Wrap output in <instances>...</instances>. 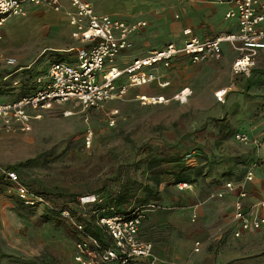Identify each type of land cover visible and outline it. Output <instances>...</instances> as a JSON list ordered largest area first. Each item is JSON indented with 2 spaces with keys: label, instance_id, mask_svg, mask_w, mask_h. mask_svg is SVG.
Returning a JSON list of instances; mask_svg holds the SVG:
<instances>
[{
  "label": "rangeland",
  "instance_id": "obj_1",
  "mask_svg": "<svg viewBox=\"0 0 264 264\" xmlns=\"http://www.w3.org/2000/svg\"><path fill=\"white\" fill-rule=\"evenodd\" d=\"M86 1L95 9L97 6L104 8L111 16L124 19L128 23L132 21L118 15L121 12L136 13L139 11L136 10L137 6L142 8L140 13L143 20L148 13L159 15L165 12L161 8L148 9L146 6L148 4H145L148 0ZM64 3L68 9L71 7L69 0H65ZM26 7L24 16L9 18L4 25L7 29L2 28L4 37L0 41V103H17L35 94L44 87V82L38 83L37 78L46 76L52 62L62 60L68 62L70 53L61 50L81 45L80 40L74 35V29L69 25L64 5V10L60 12L43 6ZM49 44L52 48L42 53V47ZM132 47L127 50L128 55H141L138 49ZM156 49L159 48H153ZM8 59H14L15 63L8 64ZM262 62L264 64V60ZM162 68L159 65L154 69L156 80L166 77V72H163ZM259 75L257 79L259 93L230 94L228 97L232 100L229 105L220 110L209 105L212 103L209 84L201 81L197 70L188 76V84L193 94L188 97L190 99L185 105H179L180 100L166 105L143 104L140 99L138 100L141 93L149 92L147 94L149 98L159 95L169 98L175 90L166 89L167 92L157 94L160 88L158 86L149 91L143 89L144 87H133L121 101L110 100L103 108L94 111L82 110L80 106L70 101L55 104L44 112L41 118H37L36 111L25 107L24 111L30 124V130L27 131L20 129L19 120H16L14 114L10 118V130L0 117V179L6 181V189L9 191L3 170L14 169L18 171L21 181L33 192L44 193L46 199L53 205L55 203L62 207L69 203L73 208L79 205L80 198L99 195L104 182L112 187L117 181H123L126 185L129 178L145 175L141 169L136 171L140 164L145 163V158L151 159L146 169L151 170L147 172L151 173L154 179H158L162 174L161 169H164L162 163L166 164L170 160L175 163H170L167 167L179 166L176 171L185 175L186 181L192 183L198 180L201 168L185 167L183 163L200 157L198 140L195 138L205 131L204 140L209 142L208 130L213 128H218L220 134L230 131L227 138L222 136L219 140L213 139L211 140L213 145L206 146L211 155L203 156L209 166L212 168L214 164L218 165L231 156H238L237 163L241 164L243 161L240 157L246 154L254 155L264 147L261 144H242L237 141L234 137L240 131L236 132L233 127L229 128L227 118L238 123L243 121L247 106L253 105L257 100L261 103L257 110L264 116V73ZM123 77L126 81L127 75ZM215 98L217 99L216 95ZM114 109H117L118 113L111 124L109 112ZM209 113L211 115H208ZM205 116H210L209 123L205 121L207 120ZM180 132H183L180 139L171 143L169 138L177 137ZM212 133L217 136L215 131ZM89 134L90 145H87ZM228 139L235 144H229ZM234 145L236 147H233ZM214 146L221 152L218 157L211 153ZM156 147L171 148L174 154L167 156L168 160L156 158L151 154V150ZM140 148H144L147 153L150 152V155L140 156L138 152ZM187 154H190V157H187ZM115 168L120 169L115 171ZM235 172L236 175L232 179L235 183L241 184L244 180V169L236 167ZM188 186L190 187V184ZM201 190L204 195L206 188L201 187ZM0 194L3 196L0 197V264H75L74 223H79V216L71 214L73 217L68 219L61 217L60 214L50 213L48 208H25L15 200L16 195H11L12 192L1 190ZM101 198L103 199L102 196ZM6 199L13 207H5ZM103 203L102 201L101 205ZM68 209L71 210V207ZM209 217L210 213L205 221H201L198 228L193 227L184 232V236L186 237L187 233L190 241H200L203 262L211 260L213 264H264V235L236 239L232 236L230 222L223 225L221 230L210 234L209 224L215 221H210ZM219 217L215 222L216 226L222 222ZM223 218L228 220L229 215L228 217L224 215Z\"/></svg>",
  "mask_w": 264,
  "mask_h": 264
},
{
  "label": "crops",
  "instance_id": "obj_2",
  "mask_svg": "<svg viewBox=\"0 0 264 264\" xmlns=\"http://www.w3.org/2000/svg\"><path fill=\"white\" fill-rule=\"evenodd\" d=\"M61 1L64 5V9H68L64 3L65 0ZM84 1L87 2L86 0ZM158 1L159 2H156V0H148L145 4H148L146 5L148 9L152 7L157 9L161 8V10L165 12L159 15L148 13L145 15L144 20L140 13L142 8L138 6L137 8L135 6L136 10H139L136 13L127 14L121 12L120 15L117 14L120 17H124L132 21L131 23L145 22V26L140 28L131 36L133 44L132 49H138V52L141 55H128V53H126L127 50L122 52L115 60V65L118 68L124 69L126 66L131 64L134 59L148 55V52L153 50L154 47L161 48V46L163 47V45H167L169 43L182 45L188 37L184 34L186 29L191 31V36H196L201 39L213 38L222 33L235 32L238 29L237 19H227L225 17L228 10L233 7L230 4L217 3L211 0ZM88 3L90 2L88 1ZM92 7L96 13L110 15L104 8H98L97 6V9H95L93 5ZM155 16H157V18H155ZM4 29H7L6 26L3 27V30ZM79 43L84 46L81 42ZM81 45L79 46L78 44L77 46L61 50L65 53H70L68 62L73 63L76 61V53L77 50L81 48ZM42 48V53H44L49 51L52 46L49 44ZM239 55L240 53L229 44H223L222 50L218 55L212 56L197 64L190 63L186 56L180 55L171 62L169 67H163L161 69L164 70L163 72H166V77H160L158 80L145 85L129 87L127 91L133 87H144L143 89L149 91L157 86L160 87L158 88L157 94L167 92L166 89L175 90L172 95H170L171 97H163L164 102L149 103L153 105H166L172 101L179 102V99L173 96L179 92L181 93L182 90L185 91L187 89L188 92L186 93V100L183 102L180 100L178 103L179 105H185V103L190 99L188 97L193 94L190 85L188 84V76L191 72H196L198 70V76H201V81L204 82V84H209L210 100H212V103L209 105L219 108L220 110L224 106L227 107L229 105V102L232 100L228 97L230 94L232 95L236 92H241L243 95L248 93L256 95L259 93V89L257 88V79L260 76L259 74L264 73V64L262 62V60H264V50H260L258 52L256 66L252 69L250 75H245L243 73L235 74L233 72V63ZM14 58L18 59L15 56ZM123 79V76L120 77L118 80L119 83H124L125 80ZM163 83L165 84L162 85ZM222 90H225V94L221 97V100H217L215 95L217 92ZM148 93L149 92L141 93V95L138 96V100L143 96L148 97ZM126 94L124 96H126ZM124 96L122 98H124ZM158 97L162 96L159 95ZM122 98L113 100L121 101ZM109 102L110 101L106 102L105 105ZM260 106L261 103L259 100L255 101L253 105L249 104L247 106L246 116L243 118V121L239 123L231 118H227V121H229V128L233 127L236 132L240 131L249 134L252 138L258 139L262 147H264V116H261L260 114L262 112L257 110ZM112 112H114V114H112ZM117 113V109H114V111L110 110L109 119L114 120ZM208 115L211 114L209 113ZM209 118L210 116H205V119H207L205 121L207 123L210 122ZM212 131H215L217 136H215ZM229 131L230 130L220 134L218 128L208 130L210 133L209 137H207L208 140H210L209 142L204 140V138H206L205 131L197 135L198 138L196 137L195 140H198L197 146L200 148V150H198L200 157H194L192 160L190 159L186 163H183L185 164V167L201 168L198 180L195 182H187L184 178L186 176L176 171L179 166H174L176 168L170 166L167 167L170 163H175L170 162V160L167 161L166 164L162 163L161 166L164 167V169H161L162 174H160L158 179H154L152 174L148 173L151 172V170L149 168L146 169V165L148 166L151 159L145 158V163L140 164L136 170L138 171L141 169L145 175L129 178L128 184L126 185L123 184L125 183L123 181H117L113 187L109 183H103V190H101L102 192L99 193V196L103 197V202L105 203L104 205L107 208L113 207L114 210L116 209L120 212L124 211L127 213L134 210L143 211L144 217L142 219L138 235L141 240L152 243L153 254L158 259L156 264H213V261L211 260H206L205 262L202 261L203 258L200 253L202 246L200 245L198 251L194 250L195 242L200 241H190L189 238H187V233L186 237L184 236V232L193 227L198 228L201 221H205L204 219L210 213V221L216 222L219 216V218L222 219L219 226H216L215 222L213 224L210 222V234L214 231H218L219 229L221 230L224 227L223 225H227L230 222L232 227V236L234 237V232L239 229V222L234 219V203L238 198L239 192L237 188L233 191L225 190V184L227 182H232L235 186L239 185L232 179V177L236 175V167L244 169L243 177L245 178L246 172L251 164L254 162L260 164V166L256 167L254 170L253 180L245 183L247 197L244 199V206L245 209L249 211L251 218H256L264 214V209L260 206V202L264 199V177H262L260 173L261 168L264 167V148L257 151L258 153L256 152L254 155L246 154L240 157L241 161H243L241 164H238V156H231L229 158H225L226 160L218 165L214 164L212 168L203 156L211 155L209 154L210 151H208V148L206 147L208 145H213L211 140H219L222 136L227 138ZM182 134L183 132H180L177 137L173 136L172 138H169L170 142L174 143L175 140H179ZM167 137H169V134H167ZM228 140L230 141L229 144H235L232 140ZM233 147L236 146L234 145ZM138 152L140 156L143 157L146 154L147 157L150 155V152L147 153L144 148H140ZM211 153H214L217 157L221 155V152L217 150L215 146L212 147ZM151 154L156 158L161 157L164 160H168L167 156L174 154V150L168 147H156L151 150ZM217 157L215 159H217ZM140 161L142 162V160ZM119 169L120 168H115L114 170L116 171ZM180 183L190 184V187L180 189ZM218 183L221 185L219 186ZM4 187L7 193H11L10 190L8 191L6 189V181L0 179V192L1 190L5 191ZM201 187L206 188L204 195L201 192ZM221 191L224 192L223 197H217V193ZM11 195L15 196V193L12 192ZM0 197L3 196L0 194ZM15 200L21 205V202L17 199V197ZM67 204L69 205V203ZM68 205H64V207H71L72 210L78 212L77 216L83 211L80 205H75L76 208H73L72 205ZM5 207H13V204L7 200ZM93 208L94 205H89L84 209V211L88 213L85 217L88 229L96 228L93 221L94 217L92 218V214L90 213V210ZM224 215L227 217L229 215V219L225 220V218H223ZM195 221L196 223H194ZM195 231L196 230L194 229V232ZM207 233L209 234V232ZM255 235H264V226L258 229L252 228L247 232H242L238 238H235L241 239L246 238L247 236ZM146 263V260H137L130 262L129 264Z\"/></svg>",
  "mask_w": 264,
  "mask_h": 264
},
{
  "label": "built area",
  "instance_id": "obj_3",
  "mask_svg": "<svg viewBox=\"0 0 264 264\" xmlns=\"http://www.w3.org/2000/svg\"><path fill=\"white\" fill-rule=\"evenodd\" d=\"M69 1L71 7L64 10L61 0H0V41L3 40L2 28L7 20L15 16H24L26 6L32 5L48 7L55 12L64 10L69 25L74 29V35L84 45L77 50L75 62H52L46 76L37 78L38 83L44 82V87L35 94L17 103H0V117L4 119L8 130L11 127L12 114L19 120L21 130H30L25 107L36 111L37 118H41V115L55 104L70 101L85 111L99 110L107 101L122 98L129 87L156 80L154 69L159 65L169 67L180 55L186 56L190 63L197 64L218 55L222 45L229 44L240 53L233 63V72L250 75L256 66L258 52L264 50V0H211L233 6L225 17L237 19L238 29L235 32L201 39L191 36V31L186 29L184 34L188 37L182 45L169 43L144 57L134 59L131 64L120 69L115 65L117 56L133 46L131 36L145 26V22L128 23L107 14L96 13L91 4L84 0ZM7 63L14 64L15 60L8 59ZM124 75H127L126 81L119 83V78ZM224 94L225 90L217 92V99L221 100ZM142 98L144 96L140 97L143 104L150 103ZM163 100V97H152L151 103ZM109 120L111 124L114 123L113 119ZM90 137L89 134L87 145H90ZM234 138L242 144L260 145L259 140L244 132L236 133ZM187 157H190V154H187ZM258 166L260 164L257 162L251 164L241 184L236 186L232 182L225 184V190L233 191L237 188L239 192L234 203V219L239 222V229L233 234L236 238L242 232L264 226V214L251 218L244 206V199L247 197L245 183L253 180L254 170ZM3 173L8 181L9 190L15 193L24 207H44L59 212L61 217L68 219L73 217L69 209H57L44 195L28 188L16 171L7 169L3 170ZM260 173L264 177V167ZM187 187H189L187 183L179 184L180 189ZM223 194L221 191L216 196L223 197ZM102 201L101 196L96 194L80 198L78 204L83 209L82 217H86L84 209L87 206L99 205ZM260 206L264 209V199ZM90 213L95 216L94 226L103 231L110 244L105 245L103 241L87 232L83 222L79 221L77 224L75 222V264H129L137 260H146V264L157 263L152 243L141 240L138 235L144 217L143 211L118 213L110 207L93 210ZM194 246V250L198 251L200 242H195Z\"/></svg>",
  "mask_w": 264,
  "mask_h": 264
},
{
  "label": "trees",
  "instance_id": "obj_4",
  "mask_svg": "<svg viewBox=\"0 0 264 264\" xmlns=\"http://www.w3.org/2000/svg\"><path fill=\"white\" fill-rule=\"evenodd\" d=\"M9 169H11V168H9ZM11 170H14V169H11ZM14 171H16V170H14ZM17 172V174L19 175V173H18V171H16ZM20 177V176H19ZM21 179V178H20ZM36 193V192H35ZM37 194H41V195H44V193H37ZM45 196V195H44ZM21 205H22V203H21ZM23 206V205H22ZM54 206H56V208L57 209H59V210H61V209H68L67 207H64V206H58V205H56L55 203H54ZM24 207V206H23ZM25 208H27V207H25ZM102 208H104V209H108L105 205H104V203H103V205H101V204H99L98 206L96 205H94V208L92 209V210H90V212L91 211H93V210H99V209H102ZM115 211L116 212H118V213H127V212H124V211H119V210H116L115 209ZM70 212H71V214H73V216H77V213L78 212H76V211H74V210H70ZM86 212V211H85ZM50 213H52V214H57V215H59V212H57V211H55V210H50ZM82 213H83V211H82ZM82 213L80 214V215H78L79 217H80V219H78L80 222H83L84 224H85V226H86V231L87 232H89L91 235H93L94 237H96L97 239H99L100 241H103L104 243H105V245H109L110 244V242H108V240H107V238H106V235L103 233V231L100 229V228H92V229H88V227H87V224H86V221H85V217H82ZM108 213V211L107 212H105V214H107ZM86 215H88V213H86ZM77 216V217H78ZM91 217L93 218L94 217V219H93V221L95 220V216H93V215H91Z\"/></svg>",
  "mask_w": 264,
  "mask_h": 264
},
{
  "label": "bare ground",
  "instance_id": "obj_5",
  "mask_svg": "<svg viewBox=\"0 0 264 264\" xmlns=\"http://www.w3.org/2000/svg\"><path fill=\"white\" fill-rule=\"evenodd\" d=\"M187 92H188V90L186 89L184 92L179 93V94L176 96V98L179 99V100H182V102L185 101V100H186V93H187ZM156 98H157V97H156ZM142 99H145V100H148V101L152 102V101H151V98H148V97H146V96H144V98H142ZM160 102H164V100H163V101H160ZM160 102H157V103H160Z\"/></svg>",
  "mask_w": 264,
  "mask_h": 264
}]
</instances>
